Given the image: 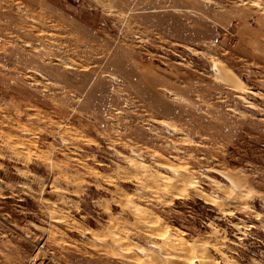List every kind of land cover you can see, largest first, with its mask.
<instances>
[{"label": "rangeland", "instance_id": "rangeland-1", "mask_svg": "<svg viewBox=\"0 0 264 264\" xmlns=\"http://www.w3.org/2000/svg\"><path fill=\"white\" fill-rule=\"evenodd\" d=\"M0 264H264V0H0Z\"/></svg>", "mask_w": 264, "mask_h": 264}, {"label": "bare ground", "instance_id": "bare-ground-1", "mask_svg": "<svg viewBox=\"0 0 264 264\" xmlns=\"http://www.w3.org/2000/svg\"><path fill=\"white\" fill-rule=\"evenodd\" d=\"M219 76V75H218Z\"/></svg>", "mask_w": 264, "mask_h": 264}]
</instances>
